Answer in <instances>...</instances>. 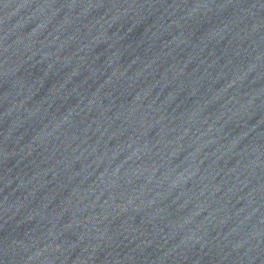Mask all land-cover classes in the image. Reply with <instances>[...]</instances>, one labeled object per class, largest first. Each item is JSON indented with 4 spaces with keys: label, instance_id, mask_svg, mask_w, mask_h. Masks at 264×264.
Returning a JSON list of instances; mask_svg holds the SVG:
<instances>
[{
    "label": "water",
    "instance_id": "95a60500",
    "mask_svg": "<svg viewBox=\"0 0 264 264\" xmlns=\"http://www.w3.org/2000/svg\"><path fill=\"white\" fill-rule=\"evenodd\" d=\"M0 264H264V0H0Z\"/></svg>",
    "mask_w": 264,
    "mask_h": 264
}]
</instances>
